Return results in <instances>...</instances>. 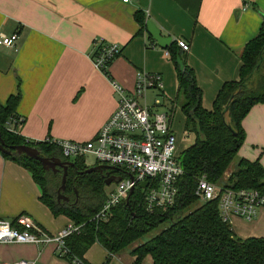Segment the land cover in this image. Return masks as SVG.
<instances>
[{
	"label": "crops",
	"instance_id": "1",
	"mask_svg": "<svg viewBox=\"0 0 264 264\" xmlns=\"http://www.w3.org/2000/svg\"><path fill=\"white\" fill-rule=\"evenodd\" d=\"M139 3L0 0V35L18 36L15 48L0 47V105L19 94L15 115L24 121L19 128L23 139L92 140L117 107L110 79L132 92L140 72L161 76L162 90H151V101L148 91L146 103L152 105L159 99L166 111L173 106L172 129L175 110L180 111L173 104L176 69L166 49L146 30L137 35L136 12L142 11L145 21L153 23L162 37L170 38V44L176 39L188 44V52L180 53L195 74L205 110L212 109L224 83L237 80L240 54L258 33L264 16V0H148L146 8ZM96 40L121 48L105 73L95 69L91 60ZM242 128L245 137L236 159L258 160L264 169V103L250 109ZM190 135L192 144L194 135ZM39 197L40 189L30 173L0 155V217L12 222L27 216L48 235L70 224L58 216L64 220L62 225L51 226L54 216ZM229 226L241 239L264 238V207L252 222L234 218ZM130 250L111 256L109 264H131ZM106 256L104 248L95 243L84 254V261L103 264ZM21 260L71 264L56 256L52 244H0V264ZM142 264H152L151 258L145 257Z\"/></svg>",
	"mask_w": 264,
	"mask_h": 264
},
{
	"label": "trees",
	"instance_id": "2",
	"mask_svg": "<svg viewBox=\"0 0 264 264\" xmlns=\"http://www.w3.org/2000/svg\"><path fill=\"white\" fill-rule=\"evenodd\" d=\"M134 16L140 26L137 35L142 34L146 30L145 17L142 11ZM166 51L176 69L177 95L173 104L184 116L183 131L194 135L193 143L177 157L183 173L177 180V195L171 208L147 212L142 191L137 187L128 200L111 209L105 220L96 219L106 197L105 180L111 178L105 169L78 174L88 167L83 159L73 160L62 192L67 201H58L62 170L45 171L40 162L14 150L0 155L30 173L40 189L39 201L52 216H64L78 227V232L65 239L68 253L62 258L71 264L74 259L86 264L84 254L95 243L107 252L103 264H109L111 256L128 249L161 223L169 226L130 250L134 258L131 264H142L147 256L152 264H264V238L237 237L220 220L216 200L200 203L194 196L196 180L202 176L217 186L255 189L264 194V169L258 160H238L235 170L224 179L244 142L243 119L254 105L264 103V16L258 33L240 54L237 80L222 85L211 110L202 107L195 74L175 42ZM177 58L181 60V68ZM19 97L17 93L0 105V141L6 146L27 145L41 157L64 160L54 145L46 141L30 142L4 129L7 120L16 117ZM173 111L172 106L169 113ZM119 175L124 177L123 173ZM12 226L23 230L14 221Z\"/></svg>",
	"mask_w": 264,
	"mask_h": 264
},
{
	"label": "built area",
	"instance_id": "3",
	"mask_svg": "<svg viewBox=\"0 0 264 264\" xmlns=\"http://www.w3.org/2000/svg\"><path fill=\"white\" fill-rule=\"evenodd\" d=\"M121 1L128 3L130 0ZM17 38V34L0 35V47L15 48ZM174 42L181 51L188 52L189 46L184 40L176 39ZM120 50L116 44L107 45L102 40H96L91 55L94 68L105 73ZM165 55L170 57L167 51ZM110 85L117 97V107L92 140L83 143L52 139L44 141L58 148L65 161L72 162L79 158L86 165L85 158L92 157V166H111L123 173L124 177L107 191L96 219L105 220L111 209L128 200L131 189L134 191L137 187L142 191L147 212L167 210L174 205L177 180L183 171L177 159L171 114L163 109L159 99L154 100L152 105L146 103L148 91L162 90V78L159 74L140 72L132 92H127L112 79ZM23 122L22 118L11 117L3 127L7 132L19 135ZM142 182L148 183L145 188L140 187ZM194 196L200 203L216 200L219 218L227 225L234 218L252 222L264 207V194L258 190L224 188L210 183L205 176L196 180ZM14 222L23 230H17L11 221L0 217V244H52L58 257L68 253L65 239L78 232V227L70 223L58 235L51 236L24 215L18 216ZM12 264L35 263L21 260ZM72 264L82 263L74 259Z\"/></svg>",
	"mask_w": 264,
	"mask_h": 264
},
{
	"label": "water",
	"instance_id": "4",
	"mask_svg": "<svg viewBox=\"0 0 264 264\" xmlns=\"http://www.w3.org/2000/svg\"><path fill=\"white\" fill-rule=\"evenodd\" d=\"M140 6L142 8H146L148 4V0H140ZM146 31L150 35V37L156 41V43L163 49H166L169 44H170V38L168 37H162L160 34V31L156 29L153 23L151 22H146ZM177 64L179 67H182L181 60L179 58L176 59ZM9 150H14L18 154H25L27 157L32 158L38 162L41 163L42 168L45 171H53L54 173L60 168L62 170V177H61V183L60 187L57 190V200H65L67 201V198L62 195V192L65 190V182H66V176H67V169L68 167H73V163L69 161H61L58 158L54 157H41L39 155V152L30 146L27 145H18V146H6L3 144L2 141H0V152L5 153L8 152ZM103 169H112L114 171H119L118 168L111 167V166H103V165H98V166H91L85 169L83 172H78V174H89L95 171H102ZM121 180V176L119 177H111L107 180H105V185L110 186L112 184H116ZM147 182H142L140 184L141 188H145L147 186ZM133 189H131L130 194H132Z\"/></svg>",
	"mask_w": 264,
	"mask_h": 264
},
{
	"label": "rangeland",
	"instance_id": "5",
	"mask_svg": "<svg viewBox=\"0 0 264 264\" xmlns=\"http://www.w3.org/2000/svg\"><path fill=\"white\" fill-rule=\"evenodd\" d=\"M148 96H149V100L151 101L152 93L150 91L148 93ZM175 111L176 112L173 115L172 130H173V133H174L175 139H176L175 146H176V154L178 156L187 146H189L191 144L192 136L183 131V126H184L183 115L181 114V112L179 110H175ZM237 162H238V160L236 158L232 161L229 168L227 169V172H226L227 174L225 173L224 179H226V177L230 174V171L232 172L235 170ZM85 163H86V166H92L94 163V159L92 157H86ZM113 186L114 185L105 186L104 193L106 194L107 191H109L110 189L113 188ZM63 221L64 220H62L61 218L54 217L53 222L51 223V226L59 227L62 225ZM168 226H169L168 223H161L160 225H158L157 227L153 228L151 231H149L148 233L143 235L140 239H138L132 245H130L128 249H132V248L138 246L139 244H142V243L148 241L149 239H151L153 236L160 233L163 229L167 228ZM63 229H65V227L56 233H52L51 236L58 235L59 232H61Z\"/></svg>",
	"mask_w": 264,
	"mask_h": 264
},
{
	"label": "flooded vegetation",
	"instance_id": "6",
	"mask_svg": "<svg viewBox=\"0 0 264 264\" xmlns=\"http://www.w3.org/2000/svg\"><path fill=\"white\" fill-rule=\"evenodd\" d=\"M61 160V159H60ZM61 161H65V160H61ZM97 166V165H96ZM103 166H105V165H103ZM59 170H61L60 168L56 171V172H58ZM106 170V172L109 174V175H111L110 177H119L120 175H119V171H114V170H112V169H105Z\"/></svg>",
	"mask_w": 264,
	"mask_h": 264
}]
</instances>
